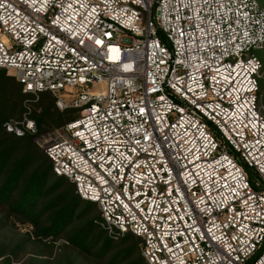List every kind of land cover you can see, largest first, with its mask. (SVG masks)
Segmentation results:
<instances>
[{"label":"built area","instance_id":"1","mask_svg":"<svg viewBox=\"0 0 264 264\" xmlns=\"http://www.w3.org/2000/svg\"><path fill=\"white\" fill-rule=\"evenodd\" d=\"M263 48L259 0H0V68L79 114L4 127L147 264H264Z\"/></svg>","mask_w":264,"mask_h":264},{"label":"trees","instance_id":"2","mask_svg":"<svg viewBox=\"0 0 264 264\" xmlns=\"http://www.w3.org/2000/svg\"><path fill=\"white\" fill-rule=\"evenodd\" d=\"M263 57L260 56L262 61ZM261 91H264V80L262 79H260V93ZM35 97L32 93L24 92L23 85L15 76L8 74L6 69L0 68V203L9 205L14 213L27 217L33 222H36L35 218H38L35 223L37 235L47 238L59 237L68 229L76 216L82 224L75 227L68 241L73 246L93 252L97 256H104L112 249L114 238L106 234L103 228L98 230L99 226L94 219L100 216L89 217L90 208L97 203L81 199L76 194L72 181L66 183V177L56 175L52 160L44 151H41L37 144L36 134L17 136L8 132L4 127V122L11 118V115H22L27 99L31 105L30 100ZM39 97L33 112L37 121L38 135L46 130L63 126L79 115L75 109L60 111L51 92H41ZM256 175V171L250 169L251 178ZM51 176L56 177L51 190L58 189L64 184L66 187L63 188L58 201L55 199L53 204L50 203L49 206L45 205L40 208ZM80 202H85L86 208L78 212ZM59 203L62 205H57ZM48 210H50V222L43 224L40 221L41 217ZM76 212H78L77 215ZM140 243L139 237L128 233L119 242V245L123 247L113 252L115 253L113 260H118V257L126 260L132 254H141ZM140 260L146 262L143 255H140ZM133 264H137L136 261H133Z\"/></svg>","mask_w":264,"mask_h":264},{"label":"rangeland","instance_id":"3","mask_svg":"<svg viewBox=\"0 0 264 264\" xmlns=\"http://www.w3.org/2000/svg\"><path fill=\"white\" fill-rule=\"evenodd\" d=\"M259 2L264 6V0H259ZM257 53L262 58L264 56V48L257 51ZM261 79L264 80V59ZM39 98V96H36L30 100L33 112ZM261 102L264 104V91H261ZM12 116L18 117L20 114H13ZM50 130H46L44 133ZM37 144L41 151H44L38 142ZM54 178L56 177H49L40 208L45 205L49 206L50 203L53 204L55 199L58 201L63 192V188L66 187V184H64L58 189L51 190L50 188L54 183ZM65 182H70V180L66 178ZM57 205L61 206L62 204L59 203ZM85 208L86 203L80 202L78 212L83 211ZM90 209L91 215L89 217L95 218L96 216H100V210L97 204ZM78 212H76V215ZM49 214L50 210L46 211L41 217L40 221L43 224L50 222ZM98 219L99 217H96L94 222L99 226L98 230L100 231L102 227L97 223L96 220ZM35 220L37 222L38 218H35ZM36 222L22 215H17L11 210L9 205L0 203V255L5 257L7 264H133V261H136L137 264H146V262L140 260L141 252V254H132L126 260H123L121 257H118V260H113V254H115L113 252L123 247L119 245L121 238L113 239L114 244L112 249L104 256H97L93 252H88L87 250L73 246L68 240L75 227L82 224V221L76 218V216L68 226V229L59 237L50 236L47 238L42 235H37ZM93 232L95 233L96 231Z\"/></svg>","mask_w":264,"mask_h":264}]
</instances>
